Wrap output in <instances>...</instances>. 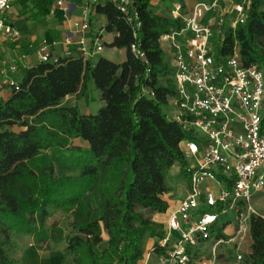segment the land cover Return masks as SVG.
<instances>
[{"label": "trees", "instance_id": "16d2710c", "mask_svg": "<svg viewBox=\"0 0 264 264\" xmlns=\"http://www.w3.org/2000/svg\"><path fill=\"white\" fill-rule=\"evenodd\" d=\"M149 2L132 0L133 28L112 2L93 6L104 16V32L115 34L105 45L124 50L120 63L101 56L92 63L79 53L36 62L0 100V264H17L15 234L29 236L36 250L62 243L58 264H136L149 237L156 238L150 252L165 257L151 215L168 207L170 167L178 164L187 177L178 143L191 132L164 111L175 86L159 38L181 22L155 13ZM52 3L38 0L36 13L45 17ZM233 50L264 77V0H249L244 23L222 31L217 53ZM89 81L101 101L95 113L63 104L87 93ZM260 125L264 131V114ZM74 138L86 147L73 145ZM53 211L69 214L67 232L47 224ZM248 233L241 264H264V218L251 214Z\"/></svg>", "mask_w": 264, "mask_h": 264}, {"label": "built area", "instance_id": "2783aa9c", "mask_svg": "<svg viewBox=\"0 0 264 264\" xmlns=\"http://www.w3.org/2000/svg\"><path fill=\"white\" fill-rule=\"evenodd\" d=\"M104 1L112 2L129 26L138 25L132 0H79L82 18L72 27L80 33L76 43L83 58L102 49L95 40L92 49L86 47L81 33L89 29L93 6ZM10 2L0 0V43L13 44L11 55L0 59V100L17 90L20 74L30 66L18 47L20 32L5 17ZM54 3L64 13L68 10L67 0ZM248 6L249 0H193L182 15L174 3L169 15L181 26L159 38L169 53L175 86L167 115L191 132L178 148L183 157L196 160L185 167V195L168 212L158 239L166 249L162 264H211L221 244L229 245L239 262L242 244L249 240L248 219L256 214L251 201L264 191V77L254 66H243L235 50L217 53L222 31L244 23ZM130 50L141 55L134 44ZM68 55L65 50L63 56ZM34 58L49 62L56 56L42 39ZM212 184L219 188L216 195L209 189ZM218 228L221 236L216 237Z\"/></svg>", "mask_w": 264, "mask_h": 264}, {"label": "crops", "instance_id": "0c3cea01", "mask_svg": "<svg viewBox=\"0 0 264 264\" xmlns=\"http://www.w3.org/2000/svg\"><path fill=\"white\" fill-rule=\"evenodd\" d=\"M192 2L193 0H150L149 3L155 13L166 14V15H169V11L172 9V5L174 3H179L181 6L180 12L182 13V15H185ZM67 3L68 4L66 5L68 6V10L65 12V14L61 15V12H56V16H55L57 17L58 21L61 22V25L59 26L61 30L55 29L54 31L46 32L44 36L41 37L40 40L38 41L34 40L35 39L34 36L26 33L25 23L23 20L13 19L14 27L20 32V38L18 41L19 50H22L27 54L28 56L27 59L30 66L36 63L34 58V49L37 46L38 42H40L42 39H44L48 44H50V50L53 56L61 57L63 56V52L65 50H69L70 54L73 56L78 55L79 46L77 45L76 41L77 38L80 36V33H78L72 27V22L79 21L82 18V15L80 13V3L71 2V0H67ZM88 22H89V29L81 33L82 37L84 38L86 47L92 49V43L95 40L96 43H100L102 45L101 51L97 53L98 55L96 56H101L112 62L120 63L124 59L123 49H117L114 47L107 46L108 48L107 54L104 55L101 53L103 47L106 46L105 44L110 43L115 35L113 32H109V33L104 32L103 30V26L105 24L104 16L96 14L93 11H90V14L88 15ZM66 39H68V43L65 42ZM161 44L163 49L165 50L164 55L168 57V60L170 62L169 53L167 52L165 45L163 43ZM12 47L13 44L0 43V59L1 58L5 59L8 56H10L13 50ZM119 55H120V59L117 60L114 59L116 56L118 57ZM96 56L95 54L92 55L90 54L88 56H85L84 59H89L93 63L96 59ZM159 84L162 85V82L160 81ZM87 90L88 92L85 94H76V95L64 97L63 103L64 100L70 98L72 99L74 98L75 101H80L88 94L89 95L91 94L92 97L91 96L90 97L94 98V100L97 101L99 107L101 105V101L98 98V92L93 87L92 81L88 82ZM73 105L77 106L79 112L84 113L83 108L79 104H73ZM164 111L166 114L172 111V98L167 99V106L164 107ZM165 182L166 185L169 187V191L164 196L167 200L168 207L162 213H153L151 215L152 228L161 232L165 226L168 212L172 210V208L177 204L179 199H181L185 195V191H186L184 188V192L182 195L172 196L171 186L167 182V177L165 178ZM28 240L29 241L27 242L25 247L21 250L18 256L17 264H58L61 256L59 251H48L46 255L36 254L37 250L34 249L29 237ZM155 241H156L155 237L146 238L144 244V253H143L144 255H142V258L138 260L136 264H149V260L151 256L154 258V261H156V262H152V264H161L160 260H157L156 257L149 252L152 244ZM145 254H146V258H145Z\"/></svg>", "mask_w": 264, "mask_h": 264}, {"label": "rangeland", "instance_id": "374dc122", "mask_svg": "<svg viewBox=\"0 0 264 264\" xmlns=\"http://www.w3.org/2000/svg\"><path fill=\"white\" fill-rule=\"evenodd\" d=\"M37 1L38 0H11L9 9L5 13V17L8 19L23 20L25 23L26 33L34 36L35 41L40 40V38L43 37L46 32L54 31L55 29L61 30L59 28L61 22L58 21L57 17L55 16H56V12H61V15L65 14L62 10H59L57 7H55V3H54L55 0H53L49 14L46 15L45 17H41L36 13ZM71 2H79V0H71ZM107 51H108L107 46H104L101 53L106 55ZM96 55L98 54H95V56ZM114 59L116 60L120 59V55L118 57L116 56ZM164 60L168 61V57L165 55H164ZM90 96L91 94L90 95L88 94L80 101H75L74 98L66 99L64 100L63 104L65 105L79 104L83 108L84 113L93 114L97 111L98 104L97 101H95L94 98H91L92 96L91 97ZM71 143L81 148L86 147V143L78 138L72 139ZM184 161L186 168L194 166L196 162L194 158H190V157L185 158V156H184ZM166 177H167V182L171 186L172 196L182 195L185 188V179L179 176L178 164L175 163L170 167ZM220 184L223 185L222 183ZM209 189L214 195H216L219 192V188L215 184L210 185ZM251 206L253 211L257 215L264 218V191L261 194H258L257 196L252 198ZM46 222L47 224H50L51 222H55L58 226L63 228L65 232H67L69 229L70 216L68 213L53 211L50 217L46 220ZM28 237L27 235H22V234H18V235L15 234L11 236V239L15 243V249L12 252V256L17 260V263H18V256L21 250L25 247V245L29 241ZM102 238L103 240L105 238L103 233H102ZM248 241H249L248 239L245 241L246 246L242 244L241 251L243 254H245L248 251L247 248ZM62 246H63L62 243L55 245L50 244L49 250H37L36 254L46 255L48 251L60 252ZM145 258H146V254H145ZM156 259L159 260L160 258L156 257ZM152 262H156V261H154V258L151 256L149 260V264H152ZM160 262L162 264V261ZM211 264H241V261L235 262L233 251L229 247V245L221 244L215 249V257L213 261H211Z\"/></svg>", "mask_w": 264, "mask_h": 264}]
</instances>
